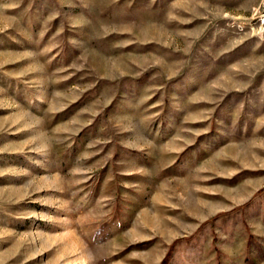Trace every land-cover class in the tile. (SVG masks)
<instances>
[{
	"label": "rangeland",
	"instance_id": "obj_1",
	"mask_svg": "<svg viewBox=\"0 0 264 264\" xmlns=\"http://www.w3.org/2000/svg\"><path fill=\"white\" fill-rule=\"evenodd\" d=\"M0 264H264V0H0Z\"/></svg>",
	"mask_w": 264,
	"mask_h": 264
}]
</instances>
